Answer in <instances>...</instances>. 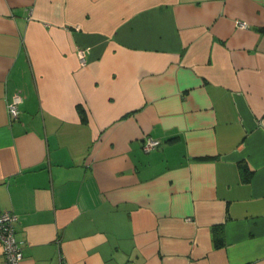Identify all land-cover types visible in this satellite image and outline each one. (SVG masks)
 I'll list each match as a JSON object with an SVG mask.
<instances>
[{"label": "crops", "instance_id": "obj_1", "mask_svg": "<svg viewBox=\"0 0 264 264\" xmlns=\"http://www.w3.org/2000/svg\"><path fill=\"white\" fill-rule=\"evenodd\" d=\"M4 212L20 264H264V0H0Z\"/></svg>", "mask_w": 264, "mask_h": 264}, {"label": "built area", "instance_id": "obj_2", "mask_svg": "<svg viewBox=\"0 0 264 264\" xmlns=\"http://www.w3.org/2000/svg\"><path fill=\"white\" fill-rule=\"evenodd\" d=\"M239 26L245 27L244 24L239 23ZM80 62L84 63V51L78 52ZM22 102L20 95L16 94L12 97L8 104V114L11 120H16L20 115L19 106ZM160 145L158 140L146 139L143 142L142 149L148 152L157 148ZM16 217L9 213L4 212L0 214V245L2 247L3 263L2 264H20L22 260V248L20 243L15 239L14 235V222Z\"/></svg>", "mask_w": 264, "mask_h": 264}]
</instances>
